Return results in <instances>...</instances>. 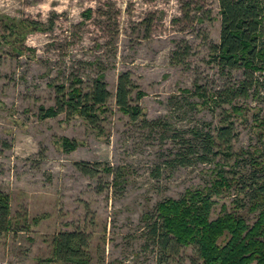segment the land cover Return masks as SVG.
Returning a JSON list of instances; mask_svg holds the SVG:
<instances>
[{
    "label": "rangeland",
    "instance_id": "obj_1",
    "mask_svg": "<svg viewBox=\"0 0 264 264\" xmlns=\"http://www.w3.org/2000/svg\"><path fill=\"white\" fill-rule=\"evenodd\" d=\"M24 21L39 28L16 42L12 26ZM219 32L217 0H0V191L13 223L0 236V264H47L52 236L72 229L90 235V264H156L147 216L220 174L230 187L213 197L210 219L223 206L246 211L239 178L264 151V84L255 71L248 96L223 104L195 92L200 86L208 97L245 79L242 70L224 73L211 61ZM125 71L135 84L131 102L154 124L131 121L116 106ZM99 74L110 93L99 130L78 116L39 117L54 105L56 85L67 90L78 77L86 90ZM232 106L242 109L230 116L232 156L215 149L210 160L197 159L187 149L191 131L214 133ZM63 139L77 146L64 151ZM180 154L191 163L181 165ZM77 162L96 172L83 173ZM168 262L200 264L191 246Z\"/></svg>",
    "mask_w": 264,
    "mask_h": 264
},
{
    "label": "trees",
    "instance_id": "obj_2",
    "mask_svg": "<svg viewBox=\"0 0 264 264\" xmlns=\"http://www.w3.org/2000/svg\"><path fill=\"white\" fill-rule=\"evenodd\" d=\"M217 3L219 42L210 46V59L221 72L242 70L245 79L234 86L214 91L208 97L200 86H196L195 92L204 100L208 98L223 104L233 97L248 96L254 86L255 71L262 74L258 82L264 84V0H217ZM38 24L24 21L19 26H12L19 32L16 33V42L23 40L24 32L28 29H38ZM177 54L174 52V55ZM55 87L54 105L40 110L41 119L64 113L67 119L78 116L92 128H101L110 96L102 74L93 79L86 90L78 77L73 78L67 90L63 84ZM134 88L130 72L120 73L115 89V104L131 121L143 118L147 122L141 108L131 102ZM142 95L137 93L138 98ZM241 110V107L232 106L230 114L225 112L214 133L210 130H192L195 142L188 146V151L191 154L199 153L197 159L203 162L217 154L215 149L227 157L232 156V142L237 133L230 116L239 115ZM154 123L147 122L149 125ZM76 144L66 139L60 142L64 151L73 150ZM257 154L250 158L254 169L248 176L239 178L247 203L244 213L228 211L223 206L220 214L210 219L209 214L215 203L213 197L220 190L230 187L221 174L213 185L203 191H196L187 198L168 199L157 205L154 217L148 215L146 222L147 238L159 252L156 264H169L170 257L178 255L182 247L188 246L195 250L200 264H264V151H257ZM178 160L181 165L191 163L185 154H180ZM76 166L88 175L96 172V169H90L81 162H77ZM251 214L253 218L250 219ZM10 230H13V223L9 197L0 191V236ZM89 243L90 235L84 230L60 231L52 236L51 254L45 262L90 264Z\"/></svg>",
    "mask_w": 264,
    "mask_h": 264
}]
</instances>
